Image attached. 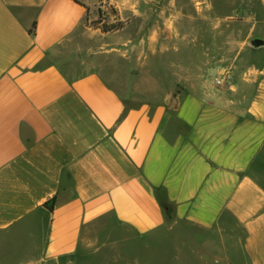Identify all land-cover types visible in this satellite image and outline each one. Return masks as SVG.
I'll list each match as a JSON object with an SVG mask.
<instances>
[{"label": "crops", "instance_id": "crops-1", "mask_svg": "<svg viewBox=\"0 0 264 264\" xmlns=\"http://www.w3.org/2000/svg\"><path fill=\"white\" fill-rule=\"evenodd\" d=\"M151 4L0 0V264H145L117 247L180 222L205 231L203 264H264V0L183 65ZM100 8L121 26L88 25Z\"/></svg>", "mask_w": 264, "mask_h": 264}, {"label": "rangeland", "instance_id": "rangeland-1", "mask_svg": "<svg viewBox=\"0 0 264 264\" xmlns=\"http://www.w3.org/2000/svg\"><path fill=\"white\" fill-rule=\"evenodd\" d=\"M238 1L240 0H153V4L148 6V11L166 14L171 18V27L181 31L180 36L172 40V48L165 53V57L174 59L180 65L203 62L208 49H211L214 57L215 48L224 45L226 30H235ZM114 13L113 8H100L99 14L90 16L87 24L100 27L103 31L105 26L117 28L121 26V22L109 19L110 14ZM227 41L229 45L236 43L235 37L229 36ZM104 73L107 80L117 89L125 91V87L112 78L109 70ZM204 75L207 79L215 81L222 73L214 70L211 65L205 69ZM167 210L170 213L172 208ZM205 237L204 230L180 222L165 227L158 234V243L149 245L146 251L139 245L122 244L117 248H132L133 253L142 251L140 255L145 264H203L198 259L201 258L198 252L202 253ZM93 247L95 246L88 247L89 252Z\"/></svg>", "mask_w": 264, "mask_h": 264}, {"label": "built area", "instance_id": "built-area-1", "mask_svg": "<svg viewBox=\"0 0 264 264\" xmlns=\"http://www.w3.org/2000/svg\"><path fill=\"white\" fill-rule=\"evenodd\" d=\"M231 80V73L229 71H225L221 76L215 78V83L217 85L223 86L227 85Z\"/></svg>", "mask_w": 264, "mask_h": 264}, {"label": "trees", "instance_id": "trees-1", "mask_svg": "<svg viewBox=\"0 0 264 264\" xmlns=\"http://www.w3.org/2000/svg\"><path fill=\"white\" fill-rule=\"evenodd\" d=\"M113 27H116V26H112V28ZM35 28H36V22L33 23L32 27L30 29L31 33H34L35 32ZM104 30L105 31H108V30H111V28H108V27L105 26L104 27ZM160 203H161V205L163 206V208L165 210L168 209L169 207H171V204L167 200H161Z\"/></svg>", "mask_w": 264, "mask_h": 264}, {"label": "water", "instance_id": "water-1", "mask_svg": "<svg viewBox=\"0 0 264 264\" xmlns=\"http://www.w3.org/2000/svg\"><path fill=\"white\" fill-rule=\"evenodd\" d=\"M250 44L254 47H260L262 45H264V39L262 38H253L251 41H250Z\"/></svg>", "mask_w": 264, "mask_h": 264}]
</instances>
